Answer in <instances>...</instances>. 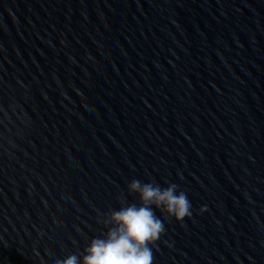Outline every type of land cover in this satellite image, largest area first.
I'll use <instances>...</instances> for the list:
<instances>
[{
	"label": "water",
	"instance_id": "water-1",
	"mask_svg": "<svg viewBox=\"0 0 264 264\" xmlns=\"http://www.w3.org/2000/svg\"><path fill=\"white\" fill-rule=\"evenodd\" d=\"M133 179L192 205L153 264H264V0H0V264L82 258Z\"/></svg>",
	"mask_w": 264,
	"mask_h": 264
},
{
	"label": "clouds",
	"instance_id": "clouds-1",
	"mask_svg": "<svg viewBox=\"0 0 264 264\" xmlns=\"http://www.w3.org/2000/svg\"><path fill=\"white\" fill-rule=\"evenodd\" d=\"M127 191L138 197L139 205L127 203L122 195L121 207L103 214L100 220L107 227L104 237L91 239L81 253L82 258L73 254L57 259L55 264H153L150 245H155L165 232L153 206L165 218L180 222L192 215L191 201L175 183L161 187L155 181L144 183L133 179Z\"/></svg>",
	"mask_w": 264,
	"mask_h": 264
}]
</instances>
